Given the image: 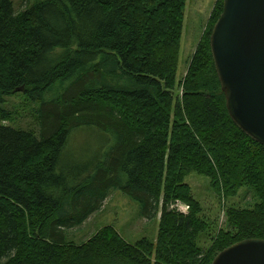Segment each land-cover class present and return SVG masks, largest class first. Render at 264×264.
I'll return each instance as SVG.
<instances>
[{
    "label": "trees",
    "instance_id": "trees-1",
    "mask_svg": "<svg viewBox=\"0 0 264 264\" xmlns=\"http://www.w3.org/2000/svg\"><path fill=\"white\" fill-rule=\"evenodd\" d=\"M25 1L17 10L0 0V101L36 104L39 132L0 123V264H212L237 242L264 239V145L232 119L212 55L224 0L180 82L187 0ZM11 118L0 106V120ZM86 127L114 145L71 167L65 149ZM193 172L223 202L245 186L259 200L228 207L207 249L199 237L216 223L201 216ZM113 189L146 218L160 215L156 243L130 244L113 226L68 239Z\"/></svg>",
    "mask_w": 264,
    "mask_h": 264
},
{
    "label": "rangeland",
    "instance_id": "rangeland-1",
    "mask_svg": "<svg viewBox=\"0 0 264 264\" xmlns=\"http://www.w3.org/2000/svg\"><path fill=\"white\" fill-rule=\"evenodd\" d=\"M11 1L17 10L27 5L25 0ZM37 1L39 0H32L29 5ZM217 1L187 0L177 82H180L186 75L189 62L204 35ZM4 99L5 101H0V106L10 113L12 118L8 121L0 120V123L39 132L37 117L33 112L37 107L36 104L28 101L22 94L4 97ZM105 136L110 137L107 134ZM70 138L63 160L71 167L101 158V154H106L114 145L112 137H110V143H106L105 138L96 131V128L90 127L76 130ZM186 182L192 187L195 198L201 202L203 207L201 216L216 223V226L199 237V245L205 249L212 245V236L216 235L218 228L226 226L225 211L228 207L252 208L259 201L253 197L252 190L245 186L237 196L230 197L223 202L211 188L210 178L196 172L191 173L186 178ZM159 223L160 215L151 219L146 218L138 202L122 190L113 189L97 212L92 214L83 225L70 230L68 239L74 243H82L98 234L106 226H113L130 244H136L143 238H149L156 243Z\"/></svg>",
    "mask_w": 264,
    "mask_h": 264
},
{
    "label": "water",
    "instance_id": "water-1",
    "mask_svg": "<svg viewBox=\"0 0 264 264\" xmlns=\"http://www.w3.org/2000/svg\"><path fill=\"white\" fill-rule=\"evenodd\" d=\"M210 43L232 119L264 145V0H224ZM212 264H264V239L237 242Z\"/></svg>",
    "mask_w": 264,
    "mask_h": 264
},
{
    "label": "built area",
    "instance_id": "built-area-1",
    "mask_svg": "<svg viewBox=\"0 0 264 264\" xmlns=\"http://www.w3.org/2000/svg\"><path fill=\"white\" fill-rule=\"evenodd\" d=\"M177 206L179 207V210H181L182 212L184 213L188 212V209H189L188 206L181 204V203L177 204Z\"/></svg>",
    "mask_w": 264,
    "mask_h": 264
}]
</instances>
